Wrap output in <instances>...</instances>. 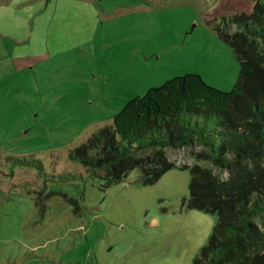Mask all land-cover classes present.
Returning a JSON list of instances; mask_svg holds the SVG:
<instances>
[{
    "label": "rangeland",
    "instance_id": "374dc122",
    "mask_svg": "<svg viewBox=\"0 0 264 264\" xmlns=\"http://www.w3.org/2000/svg\"><path fill=\"white\" fill-rule=\"evenodd\" d=\"M75 1L0 0V264H192L217 220L187 205L198 148L152 184L106 185L70 152L173 78L231 91L213 26L264 0Z\"/></svg>",
    "mask_w": 264,
    "mask_h": 264
},
{
    "label": "trees",
    "instance_id": "16d2710c",
    "mask_svg": "<svg viewBox=\"0 0 264 264\" xmlns=\"http://www.w3.org/2000/svg\"><path fill=\"white\" fill-rule=\"evenodd\" d=\"M213 27L240 66L231 91L173 78L126 102L70 155L106 185L135 170L152 184L175 167L167 150L198 148L209 167L184 168L187 205L217 220L192 264H264V4Z\"/></svg>",
    "mask_w": 264,
    "mask_h": 264
},
{
    "label": "crops",
    "instance_id": "0c3cea01",
    "mask_svg": "<svg viewBox=\"0 0 264 264\" xmlns=\"http://www.w3.org/2000/svg\"><path fill=\"white\" fill-rule=\"evenodd\" d=\"M152 2H159L160 4L162 3L160 0H151ZM167 2H169V1H172V2H174L175 0H166ZM218 1H221V0H218ZM222 1H225V0H222ZM222 1L220 2V3H222ZM75 2H87V3H93V4H95L96 5V3L98 2V0H77V1H75ZM162 4H164V3H162ZM58 5V4H57ZM164 5H166V4H164Z\"/></svg>",
    "mask_w": 264,
    "mask_h": 264
}]
</instances>
